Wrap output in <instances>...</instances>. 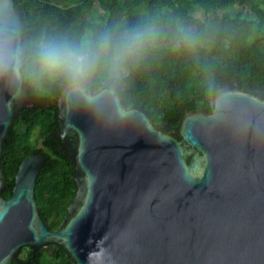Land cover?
<instances>
[{"label":"water","instance_id":"water-1","mask_svg":"<svg viewBox=\"0 0 264 264\" xmlns=\"http://www.w3.org/2000/svg\"><path fill=\"white\" fill-rule=\"evenodd\" d=\"M17 23L13 0L0 15ZM88 103L65 86L53 132L73 167L74 196L49 231L34 197L44 158L19 165L5 200L0 166V264L31 260L47 245L71 264H264V85L231 82L210 111L187 112L176 127L156 125L139 106L126 108L116 88ZM23 84L0 81V160L22 109L33 107Z\"/></svg>","mask_w":264,"mask_h":264},{"label":"trees","instance_id":"trees-1","mask_svg":"<svg viewBox=\"0 0 264 264\" xmlns=\"http://www.w3.org/2000/svg\"><path fill=\"white\" fill-rule=\"evenodd\" d=\"M21 15L22 39L37 36L78 40L84 33L119 38L155 29L154 42L127 63L119 80H93L92 91L112 84L126 108L139 106L156 125L176 127L187 112L210 111L212 95L228 83L264 85V0H13ZM239 10L223 13L231 6ZM63 81L23 84L33 107L22 109L5 137L0 160L8 200L20 163L40 155L45 162L35 180L40 219L49 231L66 216L74 196L73 167L53 138L57 99ZM24 264H71L55 245L43 247ZM17 264V263H15Z\"/></svg>","mask_w":264,"mask_h":264},{"label":"clouds","instance_id":"clouds-1","mask_svg":"<svg viewBox=\"0 0 264 264\" xmlns=\"http://www.w3.org/2000/svg\"><path fill=\"white\" fill-rule=\"evenodd\" d=\"M156 35L154 28L146 27L119 38L84 33L78 40L47 36L24 40L16 21L0 15V81L33 89L43 82L63 81L69 95L94 103L102 93L90 91L93 80L122 78L129 59L154 42Z\"/></svg>","mask_w":264,"mask_h":264},{"label":"rangeland","instance_id":"rangeland-1","mask_svg":"<svg viewBox=\"0 0 264 264\" xmlns=\"http://www.w3.org/2000/svg\"><path fill=\"white\" fill-rule=\"evenodd\" d=\"M237 10H239V7L237 5H233L223 13L231 15V13L236 12Z\"/></svg>","mask_w":264,"mask_h":264},{"label":"flooded vegetation","instance_id":"flooded-vegetation-1","mask_svg":"<svg viewBox=\"0 0 264 264\" xmlns=\"http://www.w3.org/2000/svg\"><path fill=\"white\" fill-rule=\"evenodd\" d=\"M18 260H19V259H18ZM17 264H24V263H23V261H22V260H19V263H17Z\"/></svg>","mask_w":264,"mask_h":264}]
</instances>
